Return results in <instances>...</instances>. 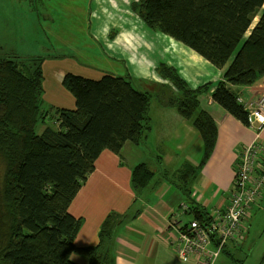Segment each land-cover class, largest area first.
I'll list each match as a JSON object with an SVG mask.
<instances>
[{
	"label": "trees",
	"instance_id": "1",
	"mask_svg": "<svg viewBox=\"0 0 264 264\" xmlns=\"http://www.w3.org/2000/svg\"><path fill=\"white\" fill-rule=\"evenodd\" d=\"M133 8L148 27L159 29L212 66L224 69L234 61L264 10V0H138ZM0 58V264H78L74 254L84 257L87 264H111L121 214L111 212L103 219L95 246L77 247L75 239L83 220L72 216L69 208L105 150L118 155L123 164L126 143L145 144L152 129V93L140 91L126 77L114 74L100 81L67 75L64 83L77 108L59 109L57 127L47 126L38 134V124L48 119L40 104V67L16 57ZM164 75L179 84L182 96L169 95L161 104L175 107L182 118L197 122L204 145L198 164L174 173L191 204L182 203L180 209L194 215L190 223L209 226L216 213L195 205L192 185L216 148L219 123L206 106L214 86L206 82L194 88L169 68ZM225 80L216 95L217 105L248 125V113L232 86H252L264 80V22ZM155 175L147 163H138L131 172L132 189L145 190ZM234 192L233 186L231 198ZM225 211L227 207L217 212Z\"/></svg>",
	"mask_w": 264,
	"mask_h": 264
},
{
	"label": "crops",
	"instance_id": "2",
	"mask_svg": "<svg viewBox=\"0 0 264 264\" xmlns=\"http://www.w3.org/2000/svg\"><path fill=\"white\" fill-rule=\"evenodd\" d=\"M253 37H246L242 41L234 61L224 69H217L195 52L198 56L185 54L188 59L180 56L182 61L178 59L176 62L178 73L182 77L186 73L191 80L183 78L194 88L206 82H212L214 86L206 98L208 104L205 105L219 123L216 148L192 185L195 205L205 207L213 215L217 211L225 210L230 204L239 155L242 149L254 140L251 129L216 103L217 93L224 84L226 85L225 79L233 71L243 49ZM232 88L245 102H254L264 96V80L252 86ZM150 118V146L127 143L122 149L123 164L119 156L110 150H105L96 161L95 171L84 183L69 208L72 216L83 220L75 244L77 247L95 246L99 240L98 234L103 219L109 213L117 212L121 214L122 220L114 236L111 264H196L195 258L186 262L178 258L175 252L174 243L178 238L176 228L180 229L181 226L189 224L194 215L184 214L176 205L180 199L179 195L183 193L178 187L179 181L174 173L186 165L198 164L204 153L202 137L197 130V122L182 118L175 107L152 104ZM47 120L49 119L45 120V125H49ZM261 142L264 143V131ZM158 147L162 156L155 153ZM148 151L152 156L149 159L145 156ZM153 156L158 159L154 160ZM141 162L147 163L156 173L149 186L143 190V198L138 196L143 191L135 192L130 183L133 167ZM158 166H164L165 171L174 175V179H170L169 174H163L165 179L158 178V172H162L158 171ZM182 203L191 206L186 197ZM263 203L264 193L261 199L252 205L248 216ZM176 221L178 222L175 223ZM248 232L245 228L238 242H229L221 256L232 255L245 246ZM223 261L220 264H223Z\"/></svg>",
	"mask_w": 264,
	"mask_h": 264
},
{
	"label": "rangeland",
	"instance_id": "3",
	"mask_svg": "<svg viewBox=\"0 0 264 264\" xmlns=\"http://www.w3.org/2000/svg\"><path fill=\"white\" fill-rule=\"evenodd\" d=\"M135 1L138 0H0V56L35 63L43 75L40 104L49 125L38 124L39 134L45 126L57 127L55 116L59 109L76 110V99L64 83L70 74L94 81L107 74L126 77L138 90L152 93L151 105L167 101L169 95L182 96L179 84L170 82L165 70L176 72L180 56L188 59L191 54L198 55L159 29L148 27L141 13L133 8ZM263 15L264 10L248 38ZM183 77L190 79L186 73ZM145 145L150 146L148 138ZM155 153L162 156L159 147ZM145 156L152 157L149 151ZM157 169L162 171L158 178L165 179L163 172L168 176L164 166ZM169 177L174 179L171 172ZM138 196L145 197V192ZM179 196L178 209L185 200L182 194ZM245 220L243 226L249 230L246 245L232 255L223 254L217 264L223 260V264L263 263L264 203ZM73 258L78 264H86L78 254Z\"/></svg>",
	"mask_w": 264,
	"mask_h": 264
},
{
	"label": "built area",
	"instance_id": "4",
	"mask_svg": "<svg viewBox=\"0 0 264 264\" xmlns=\"http://www.w3.org/2000/svg\"><path fill=\"white\" fill-rule=\"evenodd\" d=\"M248 113L249 129L254 140L246 145L239 155L235 173L234 188L227 211L216 212L214 222L202 226L193 221L185 229L176 228L178 238L174 243L175 252L183 261L195 258L196 264H216L222 251L229 242H238L243 231V221L250 207L264 193V143L261 142L264 131V96L254 102L239 99ZM186 210L187 206H183Z\"/></svg>",
	"mask_w": 264,
	"mask_h": 264
},
{
	"label": "bare ground",
	"instance_id": "5",
	"mask_svg": "<svg viewBox=\"0 0 264 264\" xmlns=\"http://www.w3.org/2000/svg\"><path fill=\"white\" fill-rule=\"evenodd\" d=\"M263 22H264V20H262L258 25V27L260 28L261 26H262V24H263ZM258 29V28H257ZM257 29L256 30H254V31H252V33H251V37H253L254 35H256L257 34ZM1 57H3V56H1ZM16 60H19V59H17L16 58Z\"/></svg>",
	"mask_w": 264,
	"mask_h": 264
}]
</instances>
